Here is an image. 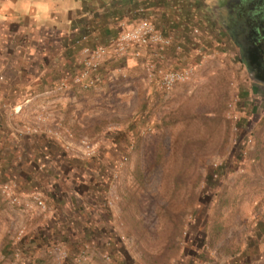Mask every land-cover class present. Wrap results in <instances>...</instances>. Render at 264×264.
Wrapping results in <instances>:
<instances>
[{
	"label": "rangeland",
	"instance_id": "rangeland-1",
	"mask_svg": "<svg viewBox=\"0 0 264 264\" xmlns=\"http://www.w3.org/2000/svg\"><path fill=\"white\" fill-rule=\"evenodd\" d=\"M221 2L132 19L171 37L157 67L191 70L168 92L131 55L78 86L67 48L1 74L0 264H264V86Z\"/></svg>",
	"mask_w": 264,
	"mask_h": 264
},
{
	"label": "crops",
	"instance_id": "crops-1",
	"mask_svg": "<svg viewBox=\"0 0 264 264\" xmlns=\"http://www.w3.org/2000/svg\"><path fill=\"white\" fill-rule=\"evenodd\" d=\"M193 0H0V81L3 72H49V56L67 50L78 56L75 43L86 37L88 45H105L124 26L136 22L140 9L160 15L167 7L186 13ZM138 19V18H137ZM56 48V49H55ZM41 59V60H40ZM43 59L45 60L43 62ZM41 68H31L33 61ZM39 62V61H38ZM30 65V66H29Z\"/></svg>",
	"mask_w": 264,
	"mask_h": 264
},
{
	"label": "built area",
	"instance_id": "built-area-1",
	"mask_svg": "<svg viewBox=\"0 0 264 264\" xmlns=\"http://www.w3.org/2000/svg\"><path fill=\"white\" fill-rule=\"evenodd\" d=\"M143 11L144 9H140L138 12ZM171 40V37L161 34L150 18H140L132 25L124 26L121 33L107 45L92 47L87 44V38L82 37L75 43L80 46L78 57L81 69L74 76L73 83L84 88L95 86L99 82L97 73L100 65L106 58L131 55L141 61L147 76L149 78L156 76L159 88L168 92L177 83L189 79L191 74L189 69L183 71L160 69L153 62L161 51L171 46ZM60 87L65 88L66 83L62 82ZM38 204L43 205L41 201H38Z\"/></svg>",
	"mask_w": 264,
	"mask_h": 264
},
{
	"label": "flooded vegetation",
	"instance_id": "flooded-vegetation-1",
	"mask_svg": "<svg viewBox=\"0 0 264 264\" xmlns=\"http://www.w3.org/2000/svg\"><path fill=\"white\" fill-rule=\"evenodd\" d=\"M219 17L250 79L264 86V0H221Z\"/></svg>",
	"mask_w": 264,
	"mask_h": 264
}]
</instances>
